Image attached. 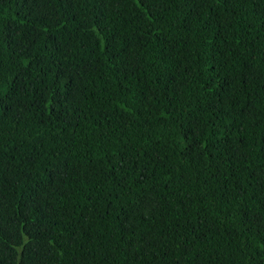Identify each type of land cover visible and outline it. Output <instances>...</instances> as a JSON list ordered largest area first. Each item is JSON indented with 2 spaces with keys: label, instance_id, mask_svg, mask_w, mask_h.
<instances>
[{
  "label": "trees",
  "instance_id": "obj_1",
  "mask_svg": "<svg viewBox=\"0 0 264 264\" xmlns=\"http://www.w3.org/2000/svg\"><path fill=\"white\" fill-rule=\"evenodd\" d=\"M0 264H264V0H0Z\"/></svg>",
  "mask_w": 264,
  "mask_h": 264
}]
</instances>
